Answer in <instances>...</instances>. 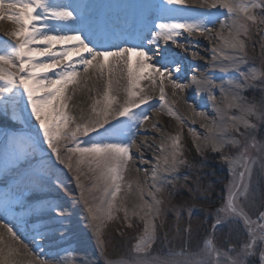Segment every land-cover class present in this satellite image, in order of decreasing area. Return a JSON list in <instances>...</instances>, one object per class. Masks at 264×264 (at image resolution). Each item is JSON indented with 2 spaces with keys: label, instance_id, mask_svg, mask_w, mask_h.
Returning <instances> with one entry per match:
<instances>
[{
  "label": "snow or ice",
  "instance_id": "snow-or-ice-1",
  "mask_svg": "<svg viewBox=\"0 0 264 264\" xmlns=\"http://www.w3.org/2000/svg\"><path fill=\"white\" fill-rule=\"evenodd\" d=\"M92 7L83 0H0V20L14 24L0 44V264L24 259L27 264H99L69 244L75 204L82 205L85 228L103 264H251L257 251L264 264V223L259 222L264 212L253 221L246 211L255 207L254 166L259 164L264 175V139L255 135L264 126V0L143 3L135 6L142 12V26L115 34L90 18ZM217 9L227 15L220 18ZM253 29L258 57L252 55ZM200 38L210 45L205 55L198 50ZM177 49L192 59L185 64ZM196 60L207 67L201 70ZM189 69L191 79L183 82ZM214 71L227 79L217 81ZM257 87L258 99L245 95ZM189 88L201 100L206 97L213 115L182 95ZM169 90L188 106L190 124L176 108L178 100L169 99ZM165 115L175 118L174 133ZM197 118L203 133L194 126ZM146 123L161 134L158 142L155 135L137 142L150 130ZM151 144L159 154L149 170L142 166L147 160L141 150ZM193 147L203 159L211 152L227 165L226 196H220L212 228L227 226L231 233L243 221L242 246L229 244L221 251L205 239L195 251L186 245L165 250L185 233L189 241L200 239L191 224L180 227V206L166 207L164 198L181 179L192 198L212 188H202L198 178L190 186L189 175H181V169L203 166L189 158ZM132 168L135 177L128 175ZM64 169L71 173L67 182ZM73 183L79 193L74 197ZM59 191L72 198L71 204L65 196L52 195ZM170 212L175 215L171 224ZM110 222L135 230L134 245L115 259L106 253ZM159 231H164L162 238ZM158 240L161 247L154 249ZM60 244H69L58 249L63 258L43 256L45 245Z\"/></svg>",
  "mask_w": 264,
  "mask_h": 264
},
{
  "label": "rangeland",
  "instance_id": "rangeland-1",
  "mask_svg": "<svg viewBox=\"0 0 264 264\" xmlns=\"http://www.w3.org/2000/svg\"><path fill=\"white\" fill-rule=\"evenodd\" d=\"M253 35L256 39L255 51L252 52L254 57H258L260 53L259 47V39L256 37L255 29H253ZM251 42L249 43V47L251 48ZM184 82H187V80ZM245 95H247L250 99L255 97L259 98L261 95L259 87L249 89ZM198 132H201L197 129ZM185 136L187 137V127L184 129ZM257 140L264 139V126H260L258 131L255 133ZM190 140V137H188ZM227 151V150H226ZM207 159H203L199 156L193 147L192 152L189 154V158L195 159L197 165L202 164V167H198L197 169H193L189 171L188 169H181V175L187 174L189 175L188 184L190 186H195L196 179H199V182L202 188L206 187L208 184L212 185V188L205 191H197L194 193V197H190L187 188L183 187L184 181L180 180L177 185V189L173 190L169 187L165 193L164 198L166 201V207L169 205L180 206L181 219H180V227L182 229H186L189 224H191L193 235H199L200 239H192L187 240V234L185 233L183 240L172 241L170 244L165 245V250L168 247H174L177 251L180 250L181 247L186 245V250L191 249L195 251L197 247H204V240L211 239L213 243L220 248L221 251L226 250L229 244H233L235 246H242L241 242L247 235V229L243 226V221H240L238 225H236L231 233L228 231L227 226H220L216 229L212 228V224L215 221V209L221 206L220 196H226V188L225 184L230 179V173L228 171L227 165L221 164L219 155L212 154L211 152L206 154ZM66 175L62 177V179L67 182V177L71 176V173L67 172V169H64ZM251 187L256 192L255 199V207H251L246 209L249 212L253 221H258V217L260 212H264V175L260 174L259 164L254 166V172L251 178ZM69 190L72 192L73 197L77 196L78 189L75 188L74 183L69 185ZM62 196L65 194L60 191ZM65 199L72 202L71 197H66ZM192 208L191 215H189L188 209ZM169 224L175 220L174 213L168 214ZM260 223H264V221H259ZM167 230V229H165ZM120 231H124L125 235L121 236ZM106 232L110 237V242L107 246L106 253L112 258H118L122 254L126 253L131 245H134V240L130 239L135 230H126L123 229L119 222L112 223L110 222L106 228ZM164 231H159L158 235L162 238ZM171 234V233H170ZM229 236V240L224 241V237ZM154 249H158L161 247V242L158 240L154 243ZM94 249L97 250L94 253L95 258L98 259L99 264H103V258L99 256V250L94 245ZM259 251H257L256 255L250 258L251 264H260L258 259ZM196 259H201V257H196ZM215 259V257H214Z\"/></svg>",
  "mask_w": 264,
  "mask_h": 264
},
{
  "label": "bare ground",
  "instance_id": "bare-ground-1",
  "mask_svg": "<svg viewBox=\"0 0 264 264\" xmlns=\"http://www.w3.org/2000/svg\"><path fill=\"white\" fill-rule=\"evenodd\" d=\"M72 2L74 3L81 2V0H72ZM83 2H87L88 4L93 6L89 13L90 18L103 23L109 28V30L112 33L115 34L121 31H133L139 29L142 26V12L139 8L135 6L143 3H150V2L155 3L158 2V0H83ZM189 3L195 6V0H189ZM194 10L198 12L201 9L194 7ZM213 11L218 12L220 18H223L224 16L227 15L226 10L223 9H217ZM156 22L158 23L159 21L157 20ZM13 28H14V24L12 22L8 21L7 19L0 20V44H2L5 40L8 39L5 33L12 30ZM209 49H210L209 42L203 38H200V46L198 50L200 51L201 55L207 54ZM177 52L180 54L181 58L185 61V64H187L188 60L192 59L190 54L187 52H183L182 50L179 49H177ZM195 65L200 67L201 70L207 67L206 62L201 60H196ZM191 75L192 72L190 69L185 71L183 76V82L184 80L188 81L189 79H191ZM212 75L217 81H219L220 79H227V76H225V74L219 71H214ZM231 75L235 76L237 74L232 73ZM168 95H169V99L178 100L176 108L178 109L179 113L182 116H184L185 119L190 124L192 117L190 110L188 109V106L182 102H179L178 97H172L170 90ZM182 95H184L185 97H189L190 103L197 104L198 110L202 109L206 111L210 116L214 114L211 106L205 103L206 97L205 100H201L199 94H194L192 88L186 89ZM217 96L219 97V92H217ZM151 115L153 119H157L154 113H152ZM163 119L165 121L171 120L172 122L171 130L174 133L175 128L177 126L175 118H169L165 115ZM145 126L149 127L150 129L149 123H146ZM194 126L196 127V129L200 130L201 133L204 132V129L201 127V121L198 118L196 119V123ZM3 130H4L3 128H0V131ZM154 135L158 142L159 136L161 134L158 132H154V130L151 129L147 133L142 132L137 137V142L139 143L140 141L143 140L152 141ZM0 143H2V137H0ZM141 153L147 160V163L143 164L142 166L151 170L152 165L155 163L153 159V155L159 154L156 150V145L151 144L145 146L141 150ZM137 166H140V162L138 159H137ZM128 175L129 177H135L136 175L135 169L132 168ZM52 195L62 196L60 191L58 193H53ZM67 202L71 204V201L67 200ZM70 211L72 212V217H71V225H70L69 244L77 249L78 254L88 253L90 258H95L94 253L97 251L94 249L95 240L92 238L90 231H88L85 228L82 205L79 204L72 205ZM0 231H3V229L0 228ZM25 243H29V247L33 249L34 253L37 251L36 247L28 240H25ZM69 244H60L59 246L45 245L43 256L45 258L51 259L55 254L58 253L59 257L63 258L66 254L62 251H58V249L66 248L69 246ZM71 258L72 257L69 254V259ZM22 264H27V259H24L22 261Z\"/></svg>",
  "mask_w": 264,
  "mask_h": 264
}]
</instances>
